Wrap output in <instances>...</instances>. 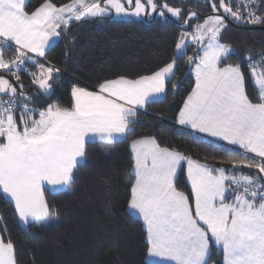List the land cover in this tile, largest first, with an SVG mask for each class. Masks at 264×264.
<instances>
[{
    "label": "snow or ice",
    "instance_id": "snow-or-ice-1",
    "mask_svg": "<svg viewBox=\"0 0 264 264\" xmlns=\"http://www.w3.org/2000/svg\"><path fill=\"white\" fill-rule=\"evenodd\" d=\"M208 3L213 14L200 22L197 12L185 15L168 0H69L60 6L42 0L31 11L28 0H0V198L21 223L43 227L57 218L45 191L72 189L89 144L114 145L133 135L139 111L166 98L177 60L194 45L187 63L195 82L175 122L232 147L214 167L161 146L155 136L131 141L127 208L143 222L144 264H209L214 248L223 264H264V52L259 59L246 55V77L240 64L227 62L234 50L222 42L229 19L264 25V0ZM113 13L181 21L172 60L149 74L104 79L95 90L73 85L70 106L36 108V99L51 98L60 79V68L46 62L49 50L72 22ZM22 73L30 77L33 95ZM184 165L190 194L176 187ZM2 233L0 264H18L13 241Z\"/></svg>",
    "mask_w": 264,
    "mask_h": 264
},
{
    "label": "trees",
    "instance_id": "trees-1",
    "mask_svg": "<svg viewBox=\"0 0 264 264\" xmlns=\"http://www.w3.org/2000/svg\"><path fill=\"white\" fill-rule=\"evenodd\" d=\"M68 2L54 0L57 6ZM41 3L42 0H28V10H34ZM168 3L181 7L185 15L189 11L197 12L200 22L213 14L208 0H168ZM226 23L222 42L234 50L227 62L240 64L247 77L246 55L251 52L258 59V54L264 52V25L238 24L231 19ZM182 30V22L170 17L164 21L154 17L122 22L105 17L72 22L67 34L47 55L46 62L61 70L59 83L51 98L39 96L35 107L39 109L50 103L70 106L73 85L95 89L104 79L118 75L136 77L155 71L174 57ZM190 55L192 49L188 47L185 57L177 60L176 75L167 86L166 98L150 103L139 112L133 135L114 145L89 144L86 166L80 167L72 189L55 194L45 192L46 199L57 209V218L43 227L24 228L13 206L0 198V216L3 217L0 233L6 225L7 232L2 234L13 241L18 264H144V228L127 211L128 182L132 179L131 141L155 136L161 146L174 148L214 167L228 158V148L175 125L176 115L194 85L193 76L187 72V56ZM21 82L28 86L30 95L35 93L28 75L22 73ZM172 84L178 87L173 89ZM247 90L252 97L250 79ZM242 171L257 174L256 169ZM176 187L190 194L183 168L177 175ZM209 264H223L221 253L215 248Z\"/></svg>",
    "mask_w": 264,
    "mask_h": 264
},
{
    "label": "crops",
    "instance_id": "crops-1",
    "mask_svg": "<svg viewBox=\"0 0 264 264\" xmlns=\"http://www.w3.org/2000/svg\"><path fill=\"white\" fill-rule=\"evenodd\" d=\"M191 75L193 76V78H194V82H195V77H194V75H193V74H191ZM193 86H194V85H193ZM182 105H183V104H182ZM181 107H182V106H181ZM175 125H176L177 127H179L180 129H183V130L189 131V132L195 134L196 136H199V137H201V138H203V139H205V140H208V141H210V142H212V143H215V144H217V145H221V146L226 147V148H228V149H230V148L232 147V146H230V145H227L226 142H224V141H220V140L217 139V138L209 137V136H207L206 134H202V133H194V132H192V130H191L190 128H186V127H184V126L178 125L176 122H175ZM129 149H130V148H129ZM182 168H183V170H184L185 181H186L187 186H188L189 191H190V184L187 182L186 165H184ZM179 171H180V169L178 170V173H179ZM178 173H177V175H178ZM127 211H128V213L130 214L128 208H127ZM130 215L133 216V217H135V218H137V217H136L135 215H133V214H130ZM137 219H138V220L142 223V225H143L142 220L139 219V218H137ZM216 250H217L218 252H220L218 249H216ZM220 253H221V255H222V252H220ZM222 261H223V255H222Z\"/></svg>",
    "mask_w": 264,
    "mask_h": 264
},
{
    "label": "rangeland",
    "instance_id": "rangeland-1",
    "mask_svg": "<svg viewBox=\"0 0 264 264\" xmlns=\"http://www.w3.org/2000/svg\"><path fill=\"white\" fill-rule=\"evenodd\" d=\"M222 11V10H221ZM112 17V19L113 20H116V21H122V22H128V21H140V20H144L145 18L147 19V20H152L154 17H156L157 19H159V20H161V21H164V20H166V19H164V18H161L160 16H158V15H156V14H152V15H145V16H142V17H139V18H137V17H117L114 13H113V15L111 16ZM170 18H172V17H170ZM172 19H174L175 20V18H172ZM202 22V21H201ZM191 47V49H192V54H193V51H194V48H195V46L193 45V46H190ZM187 72H189L190 74H193V72H192V67L191 66H189L188 65V68H187ZM194 75V74H193ZM89 90H95V89H89ZM163 98H161L160 100H162ZM159 101V100H158ZM143 109H141L139 112H141ZM96 142H98V141H96ZM99 143V142H98ZM63 191H66V190H63ZM45 192H49V193H53V192H51L50 190L49 191H45ZM14 208V207H13ZM17 220H18V218H17ZM18 222H19V224L22 226V227H24V228H26L27 226H25L23 223H21L19 220H18Z\"/></svg>",
    "mask_w": 264,
    "mask_h": 264
},
{
    "label": "built area",
    "instance_id": "built-area-1",
    "mask_svg": "<svg viewBox=\"0 0 264 264\" xmlns=\"http://www.w3.org/2000/svg\"><path fill=\"white\" fill-rule=\"evenodd\" d=\"M259 59V58H258ZM26 75V74H25Z\"/></svg>",
    "mask_w": 264,
    "mask_h": 264
}]
</instances>
